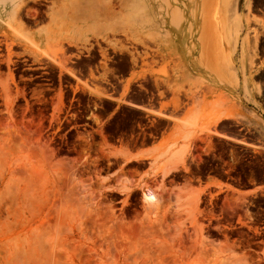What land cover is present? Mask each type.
<instances>
[{
    "label": "rangeland",
    "instance_id": "1",
    "mask_svg": "<svg viewBox=\"0 0 264 264\" xmlns=\"http://www.w3.org/2000/svg\"><path fill=\"white\" fill-rule=\"evenodd\" d=\"M258 3L21 0L18 12L17 0L6 8L0 264H264V193H244L264 184ZM97 51L100 69L78 71ZM198 104L206 118L182 170L156 174L138 157L161 139L153 162ZM220 105L233 122L215 124ZM233 134L244 147L227 141ZM147 189L159 208L143 202Z\"/></svg>",
    "mask_w": 264,
    "mask_h": 264
},
{
    "label": "crops",
    "instance_id": "2",
    "mask_svg": "<svg viewBox=\"0 0 264 264\" xmlns=\"http://www.w3.org/2000/svg\"><path fill=\"white\" fill-rule=\"evenodd\" d=\"M145 106H147V105L144 104L143 106H140V107H145ZM231 113H232L231 109L227 106H221V105L215 106L212 115L214 117L218 116V115L222 116V117L219 116L214 120V122L219 120L215 124H219V123H223V122H233L232 119H225V116L230 115ZM183 115H186V111L183 112V114H181V116H183ZM237 116L240 118L241 121H244V122L249 119V115L246 114L245 112H242V111L241 112L239 111L237 113ZM187 117H189V116H187ZM205 118H206V113L203 110L202 104H198L196 106L195 110L192 112V114L188 118L189 120L185 121V123L180 125V128H179L178 132H176L175 135L170 136V134H169V136H168V133L166 134L167 136H165V139L170 143V145H168V147L165 148V150H162V152H160L158 154V157H156L153 162H149V160H150L149 157H153V155H155V152L158 151L160 141H162L161 139H158L153 145L149 146V147H152V146L156 147V148L152 149L151 151L148 150V152H146L147 151L146 149L149 148V147H147V148L139 149V150L131 153V155H135L136 152H138V151H141L144 153L146 152V157L144 159H141L140 157H138V159L145 161V163L147 165H151V170L154 171L156 174H161L162 170L167 171L172 166H176L174 169L173 168L171 169L170 173L165 175V176H171L172 174L182 170L183 164L187 161V155H188V152L190 150V146L194 142V140L197 139V137L199 135V127L201 126V124L204 123ZM220 135H223V134H220ZM231 136L232 137H229L231 139V141L227 140L229 143H233V144L235 143L236 146L237 145L241 146V148L244 147L243 143H241V141L243 140V137L239 136L238 134H233ZM213 138L216 140L224 139V138H221L220 136H217V135H215ZM245 146H246V144H245ZM247 147H248L247 149H249V151L252 153L254 151H262L263 150L262 147L251 146V144H249V143H247ZM178 159H180V160H178ZM179 161H182V162L177 165L176 162L178 163ZM173 164H175V165H173ZM244 193L245 194H247V193H249V194L264 193V184L249 186L244 191Z\"/></svg>",
    "mask_w": 264,
    "mask_h": 264
},
{
    "label": "bare ground",
    "instance_id": "3",
    "mask_svg": "<svg viewBox=\"0 0 264 264\" xmlns=\"http://www.w3.org/2000/svg\"><path fill=\"white\" fill-rule=\"evenodd\" d=\"M15 1H17V0H0V25L2 24V23H4L5 21H6V19H4V17L6 16V8L8 7V6H10V5H12V4H14L15 3ZM18 3H19V6H18V12H20V10H21V0H18ZM10 14H17V11H14V10H11V12H10ZM62 51L63 50H61V54H62ZM52 59V58H51ZM55 61L53 60V63H54ZM64 63V62H63ZM58 64V63H57ZM56 64V65H57ZM61 64V63H60ZM64 66V65H63ZM58 67H59V64H58ZM61 68H62V66H61ZM64 69V67L62 68V70ZM65 70V69H64ZM65 71H67V72H69L68 74L70 75L71 73H72V71L70 72V71H68L67 69L65 70ZM72 75V74H71ZM135 107H137V108H140V109H143L142 107H138V106H135ZM143 110H146V109H143ZM148 112H149V110H147ZM155 113V112H154ZM159 113H157V115H158ZM159 115H161V113L159 114ZM163 115V114H162ZM175 121H176V119H175ZM176 122H179V121H176ZM181 123H183V122H181ZM216 135V134H215ZM223 136V135H222ZM222 136L220 135V137L222 138ZM225 137V139L227 138L226 136H224ZM228 139H230V138H228ZM231 140V139H230ZM178 160H180V159H178ZM181 162V161H180ZM175 163V162H174ZM176 164H177V162H176ZM173 165H175V164H173ZM176 166H172L170 169H168L167 171H171V169L173 168H175ZM153 190V189H152ZM152 190H149V189H147L144 193H143V202L145 203V204H147V205H149V207L151 206H153V209H154V205H157V194H155ZM157 195V196H156ZM160 195V194H159ZM161 198V197H160ZM171 202V201H170ZM169 202V203H170ZM160 202H158V204H159ZM166 204V203H165ZM168 204V203H167ZM169 205V204H168ZM167 205V206H168ZM159 205H157L155 208H159L158 207ZM164 206V205H163ZM150 207V208H151ZM161 208V207H160ZM164 208V207H163ZM152 209V210H153ZM156 210H158V209H156ZM164 210V209H163ZM160 212V211H159ZM156 213H157V211H156ZM212 247V246H211ZM210 247V248H211ZM214 250V249H213ZM208 251V250H207ZM211 253V252H210ZM218 254V253H217ZM216 254V255H217ZM212 256V255H211ZM231 259L232 258H230V261H231ZM229 260V259H228ZM233 260V259H232ZM237 260V259H236ZM234 260V261H232V262H238V264H245L244 263V260H242L243 262H241L240 263V261L239 260ZM231 262V263H232ZM225 264H226V262H224ZM231 263H229V261H227V264H231ZM233 264V263H232ZM235 264V263H234ZM247 264V263H246Z\"/></svg>",
    "mask_w": 264,
    "mask_h": 264
},
{
    "label": "flooded vegetation",
    "instance_id": "4",
    "mask_svg": "<svg viewBox=\"0 0 264 264\" xmlns=\"http://www.w3.org/2000/svg\"><path fill=\"white\" fill-rule=\"evenodd\" d=\"M258 1H259L258 4L251 6V12L254 16L264 19V0H258ZM85 58H88V57L86 56ZM101 58H102L101 54L99 53V51H97L96 56L95 57H89L88 63L83 65V67L81 68L82 70L78 69V71L84 72V75L88 76L89 72H94L98 68L100 69V65L103 63L101 61ZM80 75H83V74H80ZM242 130L243 129L239 128V129H237V132H240ZM242 135L245 137V138L243 137L245 140L253 142L252 138H251L253 135L252 132L248 133L247 131H244ZM246 135H250L249 138L248 137L246 138Z\"/></svg>",
    "mask_w": 264,
    "mask_h": 264
}]
</instances>
